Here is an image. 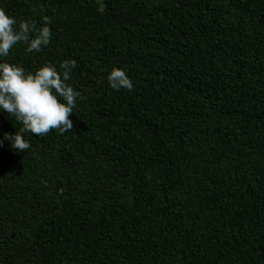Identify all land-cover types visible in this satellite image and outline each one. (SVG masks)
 Masks as SVG:
<instances>
[{"label":"trees","instance_id":"obj_1","mask_svg":"<svg viewBox=\"0 0 264 264\" xmlns=\"http://www.w3.org/2000/svg\"><path fill=\"white\" fill-rule=\"evenodd\" d=\"M65 60L61 134L0 112V264H264V0H0ZM37 31L32 33L33 36ZM124 69L133 90H113Z\"/></svg>","mask_w":264,"mask_h":264},{"label":"clouds","instance_id":"obj_2","mask_svg":"<svg viewBox=\"0 0 264 264\" xmlns=\"http://www.w3.org/2000/svg\"><path fill=\"white\" fill-rule=\"evenodd\" d=\"M36 25L32 21H17L3 8H0V112H5L21 125L14 134H3V140L11 148L25 151L30 147L26 134L37 136L57 129L61 134L70 132L73 113L79 93L67 81L76 67L74 60L63 61L57 67L51 63L43 64L34 72H26L17 64L7 62L10 50L18 44L27 45L26 51L39 52L51 39V28L46 21L35 36ZM111 89L133 90V82L124 69L113 68L108 74ZM3 141H0L2 146Z\"/></svg>","mask_w":264,"mask_h":264},{"label":"rangeland","instance_id":"obj_3","mask_svg":"<svg viewBox=\"0 0 264 264\" xmlns=\"http://www.w3.org/2000/svg\"><path fill=\"white\" fill-rule=\"evenodd\" d=\"M98 1H101V0H98Z\"/></svg>","mask_w":264,"mask_h":264}]
</instances>
